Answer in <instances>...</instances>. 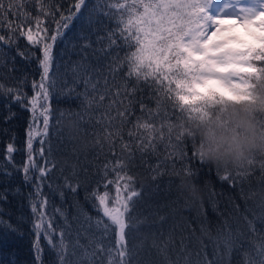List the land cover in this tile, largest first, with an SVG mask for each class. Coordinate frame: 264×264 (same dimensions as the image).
Returning <instances> with one entry per match:
<instances>
[{
  "label": "snow or ice",
  "instance_id": "obj_1",
  "mask_svg": "<svg viewBox=\"0 0 264 264\" xmlns=\"http://www.w3.org/2000/svg\"><path fill=\"white\" fill-rule=\"evenodd\" d=\"M21 38L27 41L23 48ZM17 56L37 65L33 75L39 79H31V94L25 91L27 73L14 87L4 83L16 70ZM262 82L264 0H0V96L8 98L4 120L19 115L13 103L30 113L24 144L17 147L13 134L0 175L11 179L9 166L22 171L32 189L27 197L32 264H46L42 239L56 253L47 264H153L151 251L145 261L129 246L143 223L137 213L146 195V185L132 169L142 167L144 179L158 190L165 176L171 188L173 167L195 177L212 168L196 151L194 125L229 104H252L255 85ZM61 97L79 100L78 110L57 114L54 104ZM81 135L93 136L96 159L104 157L96 186L85 196L96 216L76 199L79 181L64 177L63 189L49 182L57 167L54 151L71 146L78 158L77 145L87 149ZM20 152L26 159L18 167L14 154ZM215 171L221 182L238 189L245 204V184L256 175L257 183H264V174ZM10 192L19 195L20 188L0 190V203ZM67 193L83 216L76 230L72 221L79 216L70 219ZM57 194L63 206L52 200ZM257 207L251 218L243 213L242 222L234 218L235 228L224 220L210 253L202 240L199 250L190 247L189 237L177 245L171 228L166 242L153 244L155 264H264V204ZM212 210L223 215L217 207ZM7 215L0 210V264H19L9 246L24 238L23 217L14 224Z\"/></svg>",
  "mask_w": 264,
  "mask_h": 264
},
{
  "label": "trees",
  "instance_id": "obj_2",
  "mask_svg": "<svg viewBox=\"0 0 264 264\" xmlns=\"http://www.w3.org/2000/svg\"><path fill=\"white\" fill-rule=\"evenodd\" d=\"M21 48H23L27 41L23 38L19 41ZM82 43V41H81ZM7 51V49H5ZM11 55H16L15 49L11 51ZM39 56V52L37 51ZM73 59H77L73 56ZM37 65L33 61L30 65L25 62L21 57L16 58V70L13 71L9 78L4 81L7 86L14 87L16 80L23 77L25 73L28 74L29 84L25 87V91L31 94L30 81L31 79H39L38 74L33 75V70ZM5 73H8V69H5ZM79 90V89H78ZM7 97L0 96V164L6 163V147L12 140L13 134H16V146L22 147L25 141V130L30 117V113L26 110L20 109L13 103L12 111L17 112L19 115L11 121H5L4 117L7 116ZM80 101L75 97H61L55 104L54 109L57 114L60 110L64 109H77L79 108ZM154 107V102L152 104ZM67 123V121H65ZM85 128L89 132L94 129L85 125ZM6 130V131H5ZM95 130H100L99 125ZM87 141L92 145L86 150H81L77 145L78 158L76 154H73L71 146L65 148L61 145L60 150L54 151L53 156L57 162V167L49 177V182L53 187L59 186L60 189L64 187V177L72 183L80 182L81 187L78 190L76 199L79 204L83 206L92 216H96L97 213L92 209V201L86 200L85 196L90 195L92 189L96 186V180L99 179V166L104 162V157L101 156L96 159V153L99 151L98 146L94 145V137L91 135L84 136ZM105 151L107 149L105 148ZM15 163L19 167L21 166L26 156L23 152L15 153ZM138 163V161H137ZM179 167V165H178ZM193 167H200L198 161H193ZM63 169V172L60 171ZM87 169V173H85ZM13 172L11 179H6L3 175H0V190L8 188L13 190L17 187L20 188L19 195H13L11 192L7 197V202L0 203V210L5 213V219H8V213L12 214V223H16L17 219L23 217L21 228L25 235L24 238L18 240L14 244L10 245L11 250L16 251L19 264H32L33 253L31 250V244L34 240V235L31 233V208L28 202V193L32 191L29 185H26L23 181V172L14 171L10 166L7 169ZM75 171L76 175L72 173ZM134 174H137L138 183L146 185L144 201L139 205L138 218L143 220L138 231L133 232V238L129 241V246H135L139 256L143 260H149L148 252H152L153 264H155L156 250L153 248V244L160 245L167 241L169 231L174 228V239L179 245V240L182 237H189L191 239L190 247L194 250H199L201 247L200 241L202 240L204 245L207 246L209 253L212 250L213 241L215 240L218 229L223 228L224 220H227L230 225L236 227L234 218H240L242 222L241 214H247L249 218L252 216V212L259 213L260 209L257 207V203H254L251 199L245 201L241 199L238 189L233 186L221 182L216 175L214 168L204 167L195 177L196 182L201 186L203 190V209L201 204L193 209L187 207L184 204L183 198L176 189V180L172 177L173 184L171 188H168L167 181L168 176H165L160 181V188L154 190L155 182L151 179H144L147 173L142 167L132 169ZM47 186L44 188L46 194L49 193ZM246 186H244V192ZM52 200L56 206L61 205L59 195H53ZM240 205L239 211L236 210L235 204ZM65 205L68 206L70 213V219L72 215L79 216V220L72 221L73 230H76L77 225L83 221V216L80 215L73 205L72 194L67 193ZM161 205L163 207H161ZM213 207H217L223 215H217L213 212ZM202 212L207 213V219H205ZM160 216H165L164 221L160 220ZM61 227L63 222L59 220ZM193 229L195 234L193 235ZM203 229V231H202ZM41 244L45 248L44 259L47 262L55 261L56 253L54 250L48 248L46 242L42 239ZM239 259V257H237Z\"/></svg>",
  "mask_w": 264,
  "mask_h": 264
},
{
  "label": "clouds",
  "instance_id": "obj_3",
  "mask_svg": "<svg viewBox=\"0 0 264 264\" xmlns=\"http://www.w3.org/2000/svg\"><path fill=\"white\" fill-rule=\"evenodd\" d=\"M254 96L252 104H229L194 125L197 153L220 173L242 177L250 173L264 174V82L255 85ZM81 142L87 148L92 146L83 135ZM171 175L185 206L197 208L203 199V190L195 176L185 175L178 166L171 169ZM259 179L260 175H256L245 184L244 195L254 203L264 204V183H257Z\"/></svg>",
  "mask_w": 264,
  "mask_h": 264
}]
</instances>
